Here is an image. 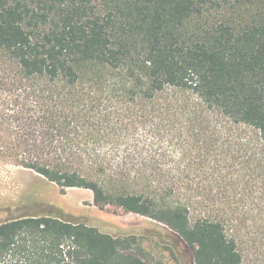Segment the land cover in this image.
Masks as SVG:
<instances>
[{
    "label": "trees",
    "instance_id": "16d2710c",
    "mask_svg": "<svg viewBox=\"0 0 264 264\" xmlns=\"http://www.w3.org/2000/svg\"><path fill=\"white\" fill-rule=\"evenodd\" d=\"M0 162L162 223L191 264L264 258V0H0ZM132 244L0 222V264H158Z\"/></svg>",
    "mask_w": 264,
    "mask_h": 264
},
{
    "label": "rangeland",
    "instance_id": "374dc122",
    "mask_svg": "<svg viewBox=\"0 0 264 264\" xmlns=\"http://www.w3.org/2000/svg\"><path fill=\"white\" fill-rule=\"evenodd\" d=\"M32 215L83 221L100 232L128 239L132 252L158 264H191L179 239L162 223L113 205L100 208L94 205L90 189L61 191L32 170L0 162V222ZM243 264H264V258L249 252Z\"/></svg>",
    "mask_w": 264,
    "mask_h": 264
}]
</instances>
